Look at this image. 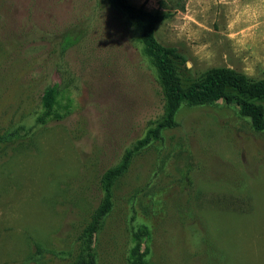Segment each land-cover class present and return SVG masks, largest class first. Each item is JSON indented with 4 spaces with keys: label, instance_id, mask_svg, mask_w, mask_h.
<instances>
[{
    "label": "rangeland",
    "instance_id": "obj_1",
    "mask_svg": "<svg viewBox=\"0 0 264 264\" xmlns=\"http://www.w3.org/2000/svg\"><path fill=\"white\" fill-rule=\"evenodd\" d=\"M129 2L169 15L155 38L175 49L184 87L236 69L237 16L262 8ZM49 87L58 120L43 116ZM164 111L140 31L111 0H0V264H75L84 242L95 264H264V131L224 100L183 106L104 207V173Z\"/></svg>",
    "mask_w": 264,
    "mask_h": 264
},
{
    "label": "trees",
    "instance_id": "obj_2",
    "mask_svg": "<svg viewBox=\"0 0 264 264\" xmlns=\"http://www.w3.org/2000/svg\"><path fill=\"white\" fill-rule=\"evenodd\" d=\"M113 6L123 11L140 31V42L143 53L157 71L158 80L165 100L163 118L150 129L132 150H128L120 165L108 169L102 177L104 207L110 209L113 200V189L116 182L127 172L133 155L161 138L164 129L175 125V118L183 106H203L212 101L224 100L228 105H236L242 116L247 117L258 131H264V107L257 105V100H264V80H253L247 75L231 68H213L200 80L184 87L174 63L176 51L172 47L159 44L155 38L156 27L168 18L167 13L150 12L144 7H136L129 0H111ZM43 116L49 120L61 118L56 112L58 93L56 87H49L43 95ZM149 230L142 227L134 235L136 247L131 252V259L137 260L140 255V243ZM205 239H203V242ZM205 243L212 248L207 241ZM214 248V247H213ZM75 264H95L91 246L84 242L81 254Z\"/></svg>",
    "mask_w": 264,
    "mask_h": 264
},
{
    "label": "crops",
    "instance_id": "obj_3",
    "mask_svg": "<svg viewBox=\"0 0 264 264\" xmlns=\"http://www.w3.org/2000/svg\"><path fill=\"white\" fill-rule=\"evenodd\" d=\"M257 4L262 8L239 13L234 33L241 60L235 70L259 81L264 80V0Z\"/></svg>",
    "mask_w": 264,
    "mask_h": 264
}]
</instances>
